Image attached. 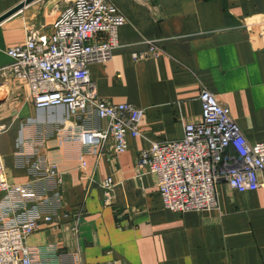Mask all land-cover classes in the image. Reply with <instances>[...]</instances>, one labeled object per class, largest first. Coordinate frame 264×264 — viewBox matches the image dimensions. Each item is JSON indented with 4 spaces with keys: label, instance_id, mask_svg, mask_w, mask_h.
I'll use <instances>...</instances> for the list:
<instances>
[{
    "label": "crops",
    "instance_id": "1",
    "mask_svg": "<svg viewBox=\"0 0 264 264\" xmlns=\"http://www.w3.org/2000/svg\"><path fill=\"white\" fill-rule=\"evenodd\" d=\"M22 1L0 0V16ZM53 1L37 0L0 23V69L26 30H49L65 8L50 9ZM110 2L126 23L111 59L91 64L89 77L99 97L144 110L141 136L128 135L116 156L83 148L69 139L65 107L37 110L26 83L1 77L0 124L8 129L0 156L15 188L0 194V226L39 218L27 240L34 264H264V172L255 191L218 183L216 210L176 213L164 207L155 177L138 176L136 166L151 142L178 141L200 120L202 90L229 110L248 142H264V0ZM147 41L159 55L135 61ZM75 125L105 123L89 112ZM50 165L60 182L47 177ZM105 179L115 185L110 204L98 186Z\"/></svg>",
    "mask_w": 264,
    "mask_h": 264
},
{
    "label": "built area",
    "instance_id": "2",
    "mask_svg": "<svg viewBox=\"0 0 264 264\" xmlns=\"http://www.w3.org/2000/svg\"><path fill=\"white\" fill-rule=\"evenodd\" d=\"M125 23L110 0H68L47 32L29 28L22 45L6 50L11 63L0 69V78L26 83L37 110L65 107L72 129L69 139L81 147L108 148L111 156L122 154L127 150L128 135L141 136L144 110L99 97L89 77V66L111 59L118 29ZM263 25L264 20L259 27ZM96 35L105 39L96 42ZM146 43L150 49L133 56L135 61L159 55L153 42ZM3 98L0 91V102ZM199 100L201 118L185 125L182 139L151 142L137 158L138 176L142 172L154 176L164 207L176 213L216 210L218 183L224 182L230 191L239 193L255 191L264 172V142H248L229 110L209 91L202 90ZM89 112L105 126L85 129L75 125L76 116ZM7 129L0 124V134ZM84 166L82 162L80 167ZM45 172L48 178L61 181L62 173L53 165ZM98 186L104 204H110L115 187L112 180H102ZM14 188L0 156V194ZM43 220L50 222L51 217ZM38 221L34 217L0 226V264H34L27 240L39 229Z\"/></svg>",
    "mask_w": 264,
    "mask_h": 264
},
{
    "label": "water",
    "instance_id": "3",
    "mask_svg": "<svg viewBox=\"0 0 264 264\" xmlns=\"http://www.w3.org/2000/svg\"><path fill=\"white\" fill-rule=\"evenodd\" d=\"M35 1H37V0H23L18 5H16L14 8H12L11 10L2 14L0 16V23H2L6 19H8L10 16L16 14L17 12L21 11L23 8H25L26 6L30 5L31 3L35 2Z\"/></svg>",
    "mask_w": 264,
    "mask_h": 264
},
{
    "label": "rangeland",
    "instance_id": "4",
    "mask_svg": "<svg viewBox=\"0 0 264 264\" xmlns=\"http://www.w3.org/2000/svg\"><path fill=\"white\" fill-rule=\"evenodd\" d=\"M68 0H54L53 2L50 3V9H53L54 6H59V8H62L63 6L67 5Z\"/></svg>",
    "mask_w": 264,
    "mask_h": 264
}]
</instances>
